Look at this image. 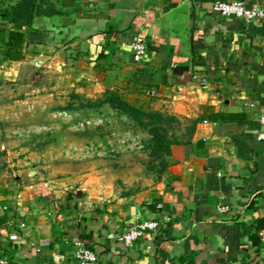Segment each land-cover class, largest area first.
<instances>
[{"label":"crops","instance_id":"1","mask_svg":"<svg viewBox=\"0 0 264 264\" xmlns=\"http://www.w3.org/2000/svg\"><path fill=\"white\" fill-rule=\"evenodd\" d=\"M21 1L0 0V74L35 61L59 86L114 91L192 130L170 145L161 181L132 195L1 179L0 252L10 264H78L81 245L100 264H264V21L220 16L214 0H34L18 27L3 15ZM11 31L23 34L17 60L5 58ZM140 35L143 62L130 49ZM140 219L158 229L126 247L119 237Z\"/></svg>","mask_w":264,"mask_h":264},{"label":"rangeland","instance_id":"2","mask_svg":"<svg viewBox=\"0 0 264 264\" xmlns=\"http://www.w3.org/2000/svg\"><path fill=\"white\" fill-rule=\"evenodd\" d=\"M38 65L0 74V180L37 177L55 191L99 197L161 181L166 150L151 142L148 127L106 105L88 106L102 96L59 86L58 75ZM189 129L179 121L167 135L180 139Z\"/></svg>","mask_w":264,"mask_h":264},{"label":"trees","instance_id":"3","mask_svg":"<svg viewBox=\"0 0 264 264\" xmlns=\"http://www.w3.org/2000/svg\"><path fill=\"white\" fill-rule=\"evenodd\" d=\"M33 5L34 0H22L3 16L13 21L16 26L20 27L25 20H30L32 18ZM22 42L23 34L20 31H11L9 34V40L7 41L8 51L5 52V58L12 60L20 58ZM89 101L88 106L99 108L106 105L110 109L115 110L124 119H127L129 123L148 127V132L152 135L151 142H153L158 149H165L166 155L170 153V145L179 142L178 137L172 139L167 135L168 126L170 127L172 124L179 122V120L173 116L165 115L158 111L144 110L140 107H136L114 91H107L98 100ZM189 128L188 134H190L192 130L191 127ZM158 155L159 153L157 156Z\"/></svg>","mask_w":264,"mask_h":264},{"label":"built area","instance_id":"4","mask_svg":"<svg viewBox=\"0 0 264 264\" xmlns=\"http://www.w3.org/2000/svg\"><path fill=\"white\" fill-rule=\"evenodd\" d=\"M211 10L217 12L223 17H234L240 19L245 23H254L257 21H264V8L248 6L245 0H214ZM130 49L132 52L133 60L137 62L145 61L147 57L148 40L146 36L140 35L135 38L131 44ZM202 84L205 86L206 81L201 79ZM150 95H154V91H149ZM261 126H264V115L259 118ZM257 139L264 140V129L261 128L257 132ZM220 212L228 210L227 206L218 207ZM159 222L155 219H140L134 225L124 230L119 240L126 246L132 247L135 242L149 232H154L158 229ZM10 240H16L18 236L11 234L8 237ZM74 259L78 264H100L99 253L95 248L81 245L74 253ZM0 264H10L8 257L0 252Z\"/></svg>","mask_w":264,"mask_h":264},{"label":"water","instance_id":"5","mask_svg":"<svg viewBox=\"0 0 264 264\" xmlns=\"http://www.w3.org/2000/svg\"><path fill=\"white\" fill-rule=\"evenodd\" d=\"M188 4H189V2H187ZM186 3V4H187ZM193 21V10H192V8L190 7L189 8V27L191 26V22Z\"/></svg>","mask_w":264,"mask_h":264}]
</instances>
